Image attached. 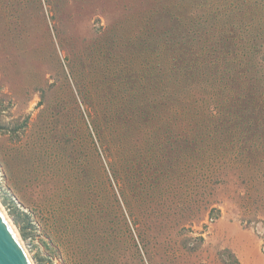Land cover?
<instances>
[{
	"label": "rangeland",
	"instance_id": "obj_1",
	"mask_svg": "<svg viewBox=\"0 0 264 264\" xmlns=\"http://www.w3.org/2000/svg\"><path fill=\"white\" fill-rule=\"evenodd\" d=\"M212 10L264 45V0H0V203L34 264H264V65L157 49Z\"/></svg>",
	"mask_w": 264,
	"mask_h": 264
},
{
	"label": "trees",
	"instance_id": "obj_2",
	"mask_svg": "<svg viewBox=\"0 0 264 264\" xmlns=\"http://www.w3.org/2000/svg\"><path fill=\"white\" fill-rule=\"evenodd\" d=\"M219 14L218 10H212V16L198 20L189 29L184 28L182 33L178 32L177 28L171 35L174 39L167 41L169 37L167 36L164 44L157 49L170 54L173 68L181 69V72L185 69L186 75L190 72V75L194 74L197 80L210 81L207 70L219 71L221 66L230 71L240 67L242 63L248 66L255 62L264 65V45H255L249 33L242 32V44L245 45L242 47L239 44L241 39L239 34H236L233 28H229L227 19L229 16ZM245 36L247 39L244 38ZM233 72L221 77L220 81L227 82L224 80V77H227L233 79L235 85L243 84L237 82L236 77L233 78ZM218 74L219 72H216V75ZM207 87L215 89L210 82ZM203 91L208 93L212 90L205 88Z\"/></svg>",
	"mask_w": 264,
	"mask_h": 264
},
{
	"label": "water",
	"instance_id": "obj_3",
	"mask_svg": "<svg viewBox=\"0 0 264 264\" xmlns=\"http://www.w3.org/2000/svg\"><path fill=\"white\" fill-rule=\"evenodd\" d=\"M0 264H33L0 207Z\"/></svg>",
	"mask_w": 264,
	"mask_h": 264
},
{
	"label": "bare ground",
	"instance_id": "obj_4",
	"mask_svg": "<svg viewBox=\"0 0 264 264\" xmlns=\"http://www.w3.org/2000/svg\"><path fill=\"white\" fill-rule=\"evenodd\" d=\"M0 207H1L2 211H3V213L5 214L7 220L12 224L11 219H10V218L8 217V215L6 214L5 210H4L3 207L1 206V203H0ZM12 226H13V225H12ZM13 229H14L15 232L17 233V231H16V229L14 228V226H13ZM20 241H21L23 247L25 248V250H26L28 256L31 258L29 252L27 251V248H26L25 244L23 243V241H22L21 239H20ZM31 261H32V259H31ZM32 263H33V261H32ZM33 264H34V263H33Z\"/></svg>",
	"mask_w": 264,
	"mask_h": 264
}]
</instances>
